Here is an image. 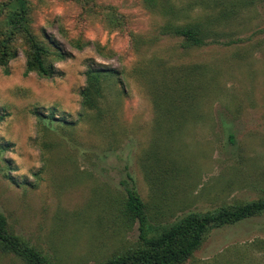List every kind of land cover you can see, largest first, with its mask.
Returning <instances> with one entry per match:
<instances>
[{
	"label": "rangeland",
	"instance_id": "obj_1",
	"mask_svg": "<svg viewBox=\"0 0 264 264\" xmlns=\"http://www.w3.org/2000/svg\"><path fill=\"white\" fill-rule=\"evenodd\" d=\"M28 1L34 31L63 58L50 56L52 76L25 74L20 40L9 72L0 65V212L16 234L55 264H104L140 241L132 189L153 228L264 194V0H172L173 22L214 32L187 48L144 0ZM78 37L91 43L76 48ZM163 65L208 69L195 117L156 119L149 77ZM90 67L119 73L100 114L82 105ZM0 264L25 263L0 251ZM183 264H264V213L213 228Z\"/></svg>",
	"mask_w": 264,
	"mask_h": 264
},
{
	"label": "trees",
	"instance_id": "obj_2",
	"mask_svg": "<svg viewBox=\"0 0 264 264\" xmlns=\"http://www.w3.org/2000/svg\"><path fill=\"white\" fill-rule=\"evenodd\" d=\"M85 4L89 0H79ZM152 9L159 8L169 15L161 27L164 33L180 37L184 47H196L206 44L207 38L214 33L204 22L175 23L178 16L172 0H144ZM109 23L124 28V16L114 7H109ZM5 12L4 23L0 26V65L9 72L10 61L18 56L19 41L26 45L25 74L37 72L41 76H52L56 70L51 55L63 58V53L53 51L34 31L31 23V7L28 0H7L0 5ZM134 47L139 45L140 37L130 33ZM91 43L81 37L72 40L74 47L83 49ZM161 68L159 77L150 78L152 99L155 103L157 118L181 120L191 119L196 115L195 103L201 90L209 83L205 76L208 69L200 65L184 67L181 65L157 66ZM118 71L114 68L90 67L86 71V85L81 91L83 109L105 111L103 104L106 91L117 79ZM144 71L139 75L146 80ZM215 78H211L214 81ZM124 92V90H122ZM183 126V123H181ZM146 204L135 189L129 192L126 210L141 222L142 233L139 243L119 254L108 258L104 264H183L202 246L213 228L238 223L264 213V194L255 200L239 204L224 205L216 210L190 212L179 220L158 228L147 224ZM0 251L13 253L25 264H55L36 246L16 234L8 223L7 217L0 212Z\"/></svg>",
	"mask_w": 264,
	"mask_h": 264
}]
</instances>
